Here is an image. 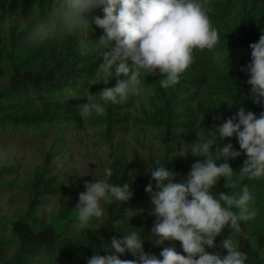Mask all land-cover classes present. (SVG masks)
Returning <instances> with one entry per match:
<instances>
[{
	"label": "trees",
	"instance_id": "1",
	"mask_svg": "<svg viewBox=\"0 0 264 264\" xmlns=\"http://www.w3.org/2000/svg\"><path fill=\"white\" fill-rule=\"evenodd\" d=\"M57 2L0 0V136H28L31 141L45 136L51 139L47 149L39 150L42 161L21 184L17 183V165L0 163V188L16 186L27 192L25 208L0 215V264H86L94 252L107 254L101 246L110 244L113 235L120 238L133 227H143L147 236L155 217L149 215L153 205L145 187L155 161L179 174L178 182L195 160L203 159L199 153H192L199 137L206 134L205 130L210 131L214 123H222L233 115L239 101V106L257 116L264 111L247 97L249 77L242 70L250 62L249 44L264 31V0H204L206 7L212 9L208 15L220 39L212 49H194V62L181 74L177 85L162 88L159 75L151 76L141 70L142 83L136 91L117 103L108 102L102 114L83 118L78 113L79 105L93 100L91 94L100 89L114 86L117 78L114 73L98 70L105 50L96 41L103 30L94 24L92 29L85 26L73 34L26 42L27 34L54 11ZM94 14L102 16V10L97 9ZM3 20L7 21L5 28ZM82 46L87 48V55H81ZM119 79H123V74ZM105 80H109L107 85ZM226 100L237 106L229 108L223 103ZM216 116L219 119L214 120ZM92 128H96L92 135L108 147L107 159L93 167L94 174L73 182L70 172L54 171L52 160L58 154H66L67 136H87ZM125 131L135 133L128 139ZM227 142L240 150L234 137L222 143ZM157 144L159 147L155 148ZM244 158L242 154L229 161L236 169L232 177L236 187L224 189L221 179L213 192L231 194L243 184L249 186L255 197L250 202L257 212L255 219L240 222L241 232L233 230V236L226 227L222 236H231L247 253L246 264H264V177H245L240 181L239 166ZM105 167L113 170L111 182H128L134 196L128 204L102 201L105 214L89 235L84 230L71 231V222L78 220V210L73 206L40 213L39 205L47 196H64L74 204L77 191L84 189L83 181L104 179ZM152 183L155 191V182ZM221 239L217 236L218 246ZM164 246H175L182 253L179 241H166ZM143 247L159 258L161 247L148 239ZM206 250L225 252L219 247ZM120 258L133 256L125 253Z\"/></svg>",
	"mask_w": 264,
	"mask_h": 264
},
{
	"label": "clouds",
	"instance_id": "2",
	"mask_svg": "<svg viewBox=\"0 0 264 264\" xmlns=\"http://www.w3.org/2000/svg\"><path fill=\"white\" fill-rule=\"evenodd\" d=\"M97 9L102 10V16L94 14ZM211 11L204 0H58L54 11L41 19L25 40L36 43L45 37L73 34L85 26L92 29L93 24L103 30L96 39L105 50L98 70L114 73L117 79L114 86L100 89L91 94L93 100L79 105L78 113L83 118L102 114L108 102L117 103L136 91L142 83L141 70L159 75L162 88L177 85L181 74L194 62V49H212L220 39L210 22ZM249 48L250 62L242 69L249 77L247 97L264 108V31ZM80 51L87 55L86 47ZM121 74L123 79H119ZM223 103L229 108L237 106L227 100ZM240 103L233 115L214 123L199 137L192 153H199L203 159L195 160L178 182L179 174L155 161L145 187L153 205L149 215L155 217L149 234L144 235L143 227H133L120 238L113 235L110 244L101 246L107 254L94 252L86 264H246L247 253L222 232L226 227L241 232L240 222L255 219L257 212L250 206L254 194L247 184L231 194L213 192L221 179L224 189L236 187L232 180L236 169L229 161L242 154L245 158L239 166L240 181L264 177V111L257 116ZM233 137L240 150H235L231 142L222 143ZM103 173L104 179L84 180V191L78 193L75 209L80 226L86 230L91 229L93 218L105 214L102 201L128 204L134 196L128 182H111V167H105ZM217 236L222 237L219 246L215 243ZM146 239L161 247L159 258L145 252ZM166 241H179L182 253L175 246H164ZM217 247L225 252L206 250ZM125 253L133 259H121Z\"/></svg>",
	"mask_w": 264,
	"mask_h": 264
},
{
	"label": "rangeland",
	"instance_id": "3",
	"mask_svg": "<svg viewBox=\"0 0 264 264\" xmlns=\"http://www.w3.org/2000/svg\"><path fill=\"white\" fill-rule=\"evenodd\" d=\"M2 25L5 28L7 21L3 20ZM96 128H92L87 136L69 134L64 143V148L67 149L66 154H58L53 160L54 171L70 172V179L73 182H78L81 177H87L89 174H94L93 167H97L101 162L106 160V152L108 151L107 144L100 141L97 136H93L91 132ZM135 132L125 131V137L129 139ZM50 136H45L41 140H32L28 136H21L10 139L0 136V163H12L17 165V183L21 184L26 175H28L33 167L42 161L43 155L40 149H47L50 144ZM129 146H133L130 143ZM159 147L157 144L155 148ZM143 151H141L142 153ZM84 191L79 189L77 192ZM11 199V201H9ZM64 196L59 198L47 196L46 200L39 205L40 213L44 211L48 213L52 209L61 211L67 207H76L77 201L74 204L67 202ZM27 203V192L16 186L0 188V215L3 213L11 214L14 211H19L25 208ZM48 215V214H46ZM48 220V219H46ZM101 218H93L90 227L86 230L80 226L79 221H73L70 224L71 231L84 230L86 235H89L100 222ZM232 236L234 231L231 230ZM264 256V249L261 251ZM264 261V257H263Z\"/></svg>",
	"mask_w": 264,
	"mask_h": 264
}]
</instances>
